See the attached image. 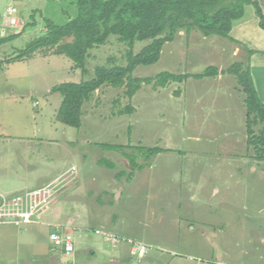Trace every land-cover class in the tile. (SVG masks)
Returning a JSON list of instances; mask_svg holds the SVG:
<instances>
[{
  "label": "rangeland",
  "instance_id": "1",
  "mask_svg": "<svg viewBox=\"0 0 264 264\" xmlns=\"http://www.w3.org/2000/svg\"><path fill=\"white\" fill-rule=\"evenodd\" d=\"M254 9L244 5L245 15ZM33 11L36 25L25 26ZM76 15L75 0H0V38L15 34L0 44V199L41 188L69 169L57 184L65 186L56 194L54 187L48 190L51 203L39 221L23 227L0 222V264H118L110 254L120 241L112 244L96 229L147 248L140 260L121 253L122 264H264V161L244 156L245 107L228 96L235 76L216 85L194 78L163 88L143 83L130 98L125 86L104 84L84 102L80 126H68L56 119L62 95L50 88L90 79L98 66H125L128 52L149 43L135 40L129 47L111 34L88 50L83 75L49 49L10 60L41 33L42 18L63 25ZM14 17L22 23L14 26ZM234 44L179 31L155 63L136 66L131 76L195 74L209 65L226 71L247 63L248 47L240 43L236 56ZM128 105L132 110L126 111ZM138 146L173 150L148 157ZM251 165L260 170L247 172ZM54 226L72 235V253L50 240ZM95 241L104 252L93 247Z\"/></svg>",
  "mask_w": 264,
  "mask_h": 264
},
{
  "label": "trees",
  "instance_id": "2",
  "mask_svg": "<svg viewBox=\"0 0 264 264\" xmlns=\"http://www.w3.org/2000/svg\"><path fill=\"white\" fill-rule=\"evenodd\" d=\"M75 3L76 17L63 25H57L49 18H42L41 33L32 38L10 60L25 59L36 51L49 49L52 54L64 55L72 60L74 68H79L83 75L86 72L84 63L88 50L104 44L111 34L117 35L118 39L127 43L129 47L135 40H149V43L136 54L128 52L125 66H98L90 79L52 86L51 92H59L62 95L56 114L58 121L78 128L81 124L84 102L104 84L125 86V96L130 98L143 83L164 87L170 82H182L190 76L203 78L226 72L235 76L245 94L243 102L247 147L253 151L255 159L264 160V103L259 99L255 89L248 60L247 63L235 62L226 71L209 65L202 72L195 74L164 71L153 77L131 76L136 66L155 63L160 57L164 43L173 40L179 31L197 30L203 36H219L235 41L230 36L232 24L243 17L246 4L254 6L258 25L264 30V14L257 0H75ZM35 12L30 15L31 22L25 26L36 25ZM13 35L1 37L0 44ZM247 51L248 56L254 52L251 49ZM130 110L132 106H126V111ZM255 126L258 127L257 130L254 129ZM100 146L108 149L126 147L107 143H100ZM138 148L145 151L148 157L168 150L159 146ZM129 161L133 168L137 167L134 157ZM106 165L113 167L111 162Z\"/></svg>",
  "mask_w": 264,
  "mask_h": 264
},
{
  "label": "crops",
  "instance_id": "3",
  "mask_svg": "<svg viewBox=\"0 0 264 264\" xmlns=\"http://www.w3.org/2000/svg\"><path fill=\"white\" fill-rule=\"evenodd\" d=\"M258 3L260 5V7H261V10H262L263 14H264V0H262V2L259 1ZM230 36L235 41H237V42L234 41V43H235L234 44L235 45L234 46V48H235L234 54H236V56L241 51L240 50V45H239L240 43L245 44L248 47V49L254 50V52L252 54L247 56V60H248L250 73H251V76H252V80H253L255 89L257 91L259 99L264 103V30H262L259 27V25H258V17L255 14V9H254V13L253 14H251L249 16H246L245 13H244L243 17H241L240 19L235 20L233 22L232 28H231V31H230ZM228 74H230V73H221V72H219L215 76H209V77H203V78H194V77L190 76V77L184 79L183 81H186L189 78H194L195 79V83H199V82L201 83V82H208V81H211V80H216V81L213 82V84L216 85L217 83L225 80V76L228 75ZM182 82H178V83H182ZM167 85H170V83H168ZM236 85H237L236 84V79L234 77L233 81L231 82V86L229 88L228 96L232 97L233 99H234V97L235 98L237 97L238 98L237 102L243 106L244 105L243 98L240 97V95H239L240 91L237 89ZM166 86H164V87H166ZM221 95H218V96H221ZM179 96H176V97H179ZM244 107H245V105H244ZM243 119H244V116L241 117V121ZM239 124L242 125V122H239ZM243 130H244L243 137L245 139L246 152L249 151L247 154H244L245 158L254 159L256 161H264V160H257V159H255L253 157V151H251L250 148L247 147V143H246V139H247L246 128H243ZM161 148L168 149V150H164V151L173 150V148L168 147V146H163ZM241 168H242L241 166H239V167L235 166L236 173H240L241 172ZM244 169H246V168H244ZM68 170L69 169H67L65 171H68ZM246 170H247V172H250L251 174H253V173L259 171L260 168L256 167L255 165H251ZM65 171L59 172L56 176H54L53 178H51L49 181H47L46 183H44L41 186L43 187V186L47 185L48 183H52V184L54 183L53 186L56 187L57 190L63 188V186H65L64 182L62 184L58 185V186H57V184L64 178V177H62V178L59 179V177ZM52 181H55V182H52ZM30 189H35V188H30ZM25 190H28V189L17 190V191H15L13 193H8V194L9 195L10 194H15V193L22 192V191H25ZM50 203L51 202L45 204L41 209L38 210V212L36 213L37 215L34 218V221L32 223L37 222V221L40 220L41 215L44 212L43 209L46 206L50 205ZM96 230H98V229H96ZM103 231H105V230H103ZM116 237H117V241H120V243H119L120 245L118 246L119 249H118L116 254H113V253L110 254V255H113L110 260L113 263L122 264V261L124 260V258H123V254H121V253H124L126 251L131 256V254H130V245H129L130 243L128 242V239H130V238H124V237H119V236H116ZM108 240H110V239H108ZM112 244H115V242H112ZM93 247L98 249V250H102L103 252L105 251L104 248L102 247V245L98 241L94 242V246ZM93 247H91L90 251L92 253H95V251L93 250ZM52 259L54 261H56V259H54V258H52ZM57 264H64V262L57 261Z\"/></svg>",
  "mask_w": 264,
  "mask_h": 264
},
{
  "label": "built area",
  "instance_id": "4",
  "mask_svg": "<svg viewBox=\"0 0 264 264\" xmlns=\"http://www.w3.org/2000/svg\"><path fill=\"white\" fill-rule=\"evenodd\" d=\"M8 11H13L11 4L8 6ZM11 23L17 26L22 23L18 18H11ZM54 187L53 184H47L41 188L28 189L22 192L12 194L11 196L0 199V222H10L13 225L23 227L34 221L36 213L45 204L51 200L48 195V190ZM55 188V194L57 189ZM50 232L49 238L54 244H59L63 253H72L74 245L72 243V235L63 232L58 226ZM97 233L103 237L110 239L112 242L117 241V237L103 230H97ZM130 243V254L137 260H140L147 252V248L132 239H128Z\"/></svg>",
  "mask_w": 264,
  "mask_h": 264
}]
</instances>
